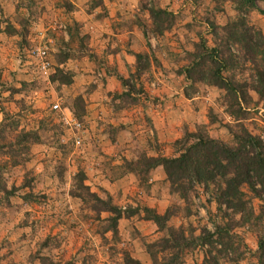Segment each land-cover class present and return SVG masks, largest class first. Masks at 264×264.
Masks as SVG:
<instances>
[{
    "label": "rangeland",
    "instance_id": "rangeland-1",
    "mask_svg": "<svg viewBox=\"0 0 264 264\" xmlns=\"http://www.w3.org/2000/svg\"><path fill=\"white\" fill-rule=\"evenodd\" d=\"M235 29L264 48V0H0V264H163L169 251L154 262L148 245L168 228L186 237L178 264H261L264 201L248 185L233 210L220 193L231 174L183 193L153 165L189 132L264 138ZM217 74L245 85L244 104ZM109 206L125 212L118 234Z\"/></svg>",
    "mask_w": 264,
    "mask_h": 264
},
{
    "label": "trees",
    "instance_id": "trees-1",
    "mask_svg": "<svg viewBox=\"0 0 264 264\" xmlns=\"http://www.w3.org/2000/svg\"><path fill=\"white\" fill-rule=\"evenodd\" d=\"M229 39L235 41L238 39L243 47L250 48L247 58L254 65L257 75L253 89L264 96V48L257 44L256 47L250 46L253 37L246 32H238L237 29L229 32ZM219 77L220 75L217 74L216 79L219 80V85L238 97L244 104L245 85L229 83L225 81L226 79ZM234 138L235 144L230 145L201 132H189L176 141V145H182L177 156L163 158L153 165H163L172 185H177V189L183 193L195 183H207L231 174L232 176L225 180V185L220 192L221 197L227 207L233 210L244 209L248 204L245 193L241 190L244 185H248L255 196L264 201V138L253 135L244 127L241 132H235ZM102 210L112 213V229L114 234H118V220L125 212L118 206H109ZM168 217V213L164 215L156 213L152 218L161 230L165 227L162 222ZM219 231L220 227H217L209 236H218ZM198 237L200 239L202 236ZM186 243V237L180 229L168 228L167 236L160 238L156 243L149 244L148 251L154 262L157 260V253L169 251V254H163L165 256L163 264H178L179 251ZM151 247L155 248V252L150 250ZM259 251L261 264H264V238L259 239ZM125 261L126 264H141L139 260L129 257Z\"/></svg>",
    "mask_w": 264,
    "mask_h": 264
},
{
    "label": "crops",
    "instance_id": "crops-1",
    "mask_svg": "<svg viewBox=\"0 0 264 264\" xmlns=\"http://www.w3.org/2000/svg\"><path fill=\"white\" fill-rule=\"evenodd\" d=\"M127 32H128V30H126V32H125L124 34L127 35ZM121 51L125 53V56H126V57L128 56V51H127V50L122 49ZM116 58H117V59L119 58L118 55H117ZM125 68H127V66H125ZM115 79H116V83L119 84V80L116 78V76H115ZM181 89L183 90V88H181ZM186 99H188V101H189L190 103L193 101V117H194L195 115H198V116L202 115L203 111H199V110L197 109V107H196L197 102H198V100H199L200 98H199V97H196V96H193V99H192V98H186ZM157 105H158V104H156V107H158ZM148 108H149V107H148ZM146 112H147V113H146ZM129 113H130V111H129ZM143 113H144V114L146 113L145 115H152V116H155V115H156V114H154L153 112H151V111H149V110H147V111L145 110ZM156 113H157V112H156ZM203 116H204V115H203ZM191 118H192V117H191ZM201 118H203V117L201 116ZM193 124H195L194 126H196V125H197V120H194ZM182 127H183V126H182ZM182 127H180L181 129H180L179 131L176 132V134H175V139L182 135L183 130H184ZM173 139H174V138H173ZM173 139H171L170 141H172ZM157 170L160 171V166L157 167ZM163 209H164V207H162V209L159 208L158 211H159V212H160V211H163Z\"/></svg>",
    "mask_w": 264,
    "mask_h": 264
},
{
    "label": "built area",
    "instance_id": "built-area-1",
    "mask_svg": "<svg viewBox=\"0 0 264 264\" xmlns=\"http://www.w3.org/2000/svg\"><path fill=\"white\" fill-rule=\"evenodd\" d=\"M38 55H39V58H40V65H41V68L43 69H47L48 68V65H49V62L46 58V52L44 50H39L38 51ZM54 109H60V105L58 103H56L54 105ZM67 118L69 121H72L73 123L74 120L71 118V115H67ZM76 125H79L78 123H76Z\"/></svg>",
    "mask_w": 264,
    "mask_h": 264
}]
</instances>
